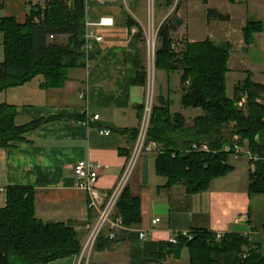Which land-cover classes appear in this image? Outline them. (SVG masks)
Listing matches in <instances>:
<instances>
[{
	"label": "trees",
	"instance_id": "obj_1",
	"mask_svg": "<svg viewBox=\"0 0 264 264\" xmlns=\"http://www.w3.org/2000/svg\"><path fill=\"white\" fill-rule=\"evenodd\" d=\"M4 1L1 0V4ZM72 1V7L68 8L63 1L56 0L44 13L33 5L25 23L17 22L14 17L0 19L5 51V60L0 63V92L23 85L37 76L42 77L44 89L62 88L69 80L70 70L85 66L83 46L88 0ZM208 12L210 15L215 13L213 10ZM35 16L40 18L38 22L34 21ZM182 24L183 20L176 17L159 28L160 46L156 50L155 67L168 74L181 71V106L200 108L203 112L188 124L182 112H172L170 97L162 94L157 97L146 139L161 145L157 172L168 178V186L181 182L190 194L205 191L215 178L232 170L227 163L231 154L223 151V147L233 144L232 136L238 134L239 142L243 144V140H247L250 150L259 156L257 161H250L256 168L250 172L249 191L264 193V104L260 101L264 85L248 76L236 85L234 97H228L226 76L230 70L231 44L227 41L218 43L208 37L187 42L185 49L178 51L173 46L171 33ZM127 27L130 39L123 50L124 74L117 81L116 90L106 92L97 87L101 81L100 63L109 60L114 52L104 53L98 45L93 50L92 58L98 64L90 79V101L98 106L126 107L130 88L148 84L144 29L131 15H128ZM133 28L136 29L134 33ZM243 31L246 43H250L253 33L261 31V25L249 20ZM60 36H66L67 41L60 42ZM244 95L248 99L246 111L236 105ZM136 108L141 122L144 105H136ZM17 115L16 105L0 103V148H10L13 142L23 140L26 132L57 119V116L33 119L18 126ZM231 123L233 129L227 135L225 127ZM119 130L129 132L131 142H136L139 127ZM205 142L217 152L191 151L194 143ZM122 153L130 156L131 150ZM117 212L127 226L142 221L141 200L131 194L128 185L117 202ZM100 236L95 247L103 250L106 243L99 244ZM152 245L148 258L131 264H165L170 255L179 257L186 247L191 264H264V252L253 247L249 238L238 232L224 233L220 238L208 231H197L193 235L179 233L176 243L168 240ZM81 251V241L72 227L63 222L44 223L36 217L32 187H8L6 206L0 208V264H46L79 255Z\"/></svg>",
	"mask_w": 264,
	"mask_h": 264
},
{
	"label": "crops",
	"instance_id": "obj_2",
	"mask_svg": "<svg viewBox=\"0 0 264 264\" xmlns=\"http://www.w3.org/2000/svg\"><path fill=\"white\" fill-rule=\"evenodd\" d=\"M139 1L129 0L133 6H126L124 2L126 4L127 0H92V3L88 0L86 18L98 21L100 17L108 16L115 20L112 26L98 28L105 41L97 45L103 48L104 53L108 50L115 53L109 60L100 63L101 81L97 87L106 92L116 90V83L124 74L123 48L130 39L128 15L133 16L144 30L147 29L146 18L141 14L143 10L138 8L142 6L137 3ZM153 1L157 4L156 21L160 26L167 21L172 4L170 0ZM183 1L173 18H182L185 8L191 13L192 5L198 3L196 0ZM221 5H211L210 0H207L204 24L208 30L202 34H207L214 27L212 18L221 19L218 15L225 16L220 10ZM209 10L215 13L210 15ZM29 11V0H5L2 4L0 0V19L14 17L17 22L25 23ZM135 30L133 28L132 33ZM206 38L193 36L187 42ZM4 60V34L0 32V63ZM245 64L248 67L246 78L250 76L254 82L264 85V64L247 59ZM229 66L232 69L231 60ZM163 72L155 71L156 76L153 81L148 79L147 86H132L126 107L98 106L92 101L88 104L81 98L84 67L70 70L69 80L62 88L44 89L41 87L42 77L37 76L23 85L0 92V103L8 102L17 106L18 126L33 119L57 116L56 120L26 132L24 139L13 142L10 148H0V208L6 206L9 186L32 187L36 217L44 223H65L76 231L81 241L82 251L79 255L46 264H83L85 261V264H131L132 261L140 262L148 258L152 244L168 241L179 233L193 235L197 231L214 234L238 232L247 236L253 247L264 252V193L249 191L250 172L253 169L249 158L246 161L239 160L238 164L242 165H237L232 157L237 159L239 156L230 155L227 163L233 167L232 170L225 176L215 178L207 190L190 194L181 182L168 186V178L157 172L158 153L145 150L139 154L127 183L131 194L141 200V223L131 226V230L122 231L115 240L108 238L109 229L105 228L99 244L106 243V247L98 250L94 246L89 255L84 250L97 215L89 207L88 193L77 187L73 166L82 159L103 165L99 188L109 194L114 191L136 145V142H131L129 132L119 129L139 127L136 105H144L150 92L154 97L156 94L157 97L161 94L170 97L164 93L165 82L167 85L169 82ZM263 99L264 93L260 99L262 103ZM88 113L100 114L101 119L87 126L81 117H86ZM103 129H108V132L101 133ZM124 150H131V155L122 153ZM155 218L160 220L153 223ZM140 229L149 230L147 240L139 237ZM87 256L88 260H85ZM165 264H191L189 249L184 248L179 257L170 255Z\"/></svg>",
	"mask_w": 264,
	"mask_h": 264
},
{
	"label": "rangeland",
	"instance_id": "obj_3",
	"mask_svg": "<svg viewBox=\"0 0 264 264\" xmlns=\"http://www.w3.org/2000/svg\"><path fill=\"white\" fill-rule=\"evenodd\" d=\"M92 3V0H89ZM144 1V3H143ZM198 1L197 4L192 5L191 13L190 10L185 8V11L182 12V20L183 24L178 28L176 31H172L171 35H173V40L175 43V49L178 51H182L185 49V45L187 41L192 38L193 36L197 38H204L211 37L216 42H229L232 46L231 49V65L232 69H230L226 76V85H227V95L228 97L232 98L235 94L236 85L242 83L247 74V64L246 59L253 63L264 64V0H246L244 2H231L229 0H210L211 5L220 6V10L224 13L225 16H228V19H219V18H212V22H215L214 27L210 29L207 34H202L208 30L207 26L204 24V20L206 19L207 6L206 2L203 0H196ZM141 0L137 2L140 5L138 8H142L143 12L140 13L146 18V27L147 29L144 30L146 35V52L144 57L146 58V66L148 70L149 80L153 81V78L156 76L155 71L161 73V70H158L155 67V63H153V43L155 42V51L160 46L158 32L159 23L156 21V8L157 4L153 0ZM172 2V6L169 7V10L172 11L169 13V17H167V21H170L174 15H176L177 11L181 8L183 4V0H170ZM136 3V2H135ZM195 3V2H194ZM219 3V4H218ZM124 5H130L129 0ZM130 6H133L132 4ZM131 8V7H130ZM139 10V9H138ZM168 10V11H169ZM167 11V12H168ZM50 12V11H49ZM141 15V16H142ZM257 21L261 25V31L253 33L252 39L250 43H246V39L244 36L243 28L247 24V21ZM201 31V32H196ZM196 34H192V33ZM198 33V34H197ZM105 38V37H104ZM60 42L65 43L67 41L66 36H60ZM49 40L51 41L52 38L50 37ZM129 42V38L127 40ZM125 42V41H124ZM152 47H151V45ZM127 47V45H126ZM124 47L123 49H126ZM121 48V45L118 46ZM121 51V50H120ZM121 53V52H118ZM156 56V55H155ZM230 62V61H229ZM124 70V69H123ZM167 75V79L169 82L168 85L165 82L164 93L165 95H170L172 99V112H182L187 119V123L191 124L194 121V118L201 114L203 111L200 108H183L179 101L180 95L182 94V84L180 80L181 71L173 72L168 75L166 72H163ZM170 87V91L168 92L167 88ZM154 96V95H153ZM246 96V95H244ZM242 96V97H244ZM247 97V96H246ZM156 97H154V103H156ZM241 100V99H240ZM264 103V99L262 100ZM247 102L244 106H238V101L236 103L237 107L243 111L247 110ZM103 109H101V112ZM107 112V111H105ZM104 113V111H103ZM231 129H233V123L228 124L225 127L226 134L230 133ZM228 135V134H227ZM235 134L232 136L233 140ZM231 137V136H230ZM240 138V135H239ZM241 139V138H240ZM239 139V140H240ZM244 141V140H243ZM247 141V140H246ZM247 145V144H245ZM248 156L246 154L240 155L239 158L235 159L234 156L232 160L237 165L240 161L239 160H247ZM254 165V170H255ZM97 215V214H96ZM84 250L87 251L88 255L91 253L93 248L90 247ZM87 258V259H86ZM85 260H88V256ZM85 261L83 264H85Z\"/></svg>",
	"mask_w": 264,
	"mask_h": 264
},
{
	"label": "built area",
	"instance_id": "obj_4",
	"mask_svg": "<svg viewBox=\"0 0 264 264\" xmlns=\"http://www.w3.org/2000/svg\"><path fill=\"white\" fill-rule=\"evenodd\" d=\"M56 0H29L30 9L33 5H37L41 11L50 10L52 3ZM63 1L68 8H71L73 5L72 0H61ZM231 2H244L246 0H229ZM40 18L38 16L34 17V21L38 22ZM115 24V20L113 17L103 16L100 17L98 21H91L90 19L86 18L85 26V34H84V58H85V77L83 81V87L80 91V97L85 99L87 103L90 102V93H91V76L92 72L94 71L96 64L98 61L92 58V53L95 48V45L98 43H102L105 41L104 36L99 32V27H107L112 26ZM53 38V35L51 36ZM151 45V44H150ZM153 63H155L156 58V51H155V42L153 43ZM152 47V45H151ZM247 97L244 96L241 100L238 101V106L242 107L246 104ZM154 96L153 93H149L148 97L144 103V111L142 115V120L139 125V134L136 140V145L134 147V152L132 156H130L128 160V164L126 165L125 171L112 193L103 192L99 188V179H100V172L103 168V165L90 161V160H79L73 166V171L76 177L77 187L80 189L85 190L89 196V207L93 209L97 214V220L95 225L92 228L91 234L89 239L85 245V249L93 248L99 236L102 234L105 228H108V238L111 240H115L118 238L119 234L124 230H131L130 226L125 225L123 216L117 212V202L126 187L131 173L134 169L136 164L137 158L139 154L145 150L147 152L156 151L157 153H161V145L156 141H149L147 142V131L150 123V117L152 108L154 106ZM100 114H91L88 113L86 119L83 120V123L87 126H91L92 121L100 120ZM108 132V129L101 130V133ZM234 143L233 144H226L223 147V151L230 153L231 155L240 156L246 154L250 161H257L259 156L255 155L249 148L248 142L244 140V143L239 142V135L235 134L234 136ZM247 144V145H245ZM191 151L197 152H217L211 148L208 143H194L191 146ZM254 169V164H253ZM160 220V218L153 219V223H156ZM148 232L147 229H140L138 230L139 237L142 240L148 239ZM184 235H190L189 233H182ZM223 233H218L217 236L220 238ZM170 242L176 243L177 242V235L172 236L169 239ZM247 253L244 254L246 256Z\"/></svg>",
	"mask_w": 264,
	"mask_h": 264
}]
</instances>
